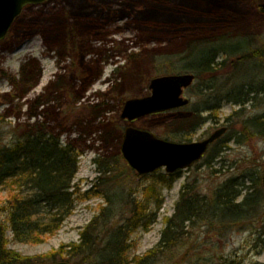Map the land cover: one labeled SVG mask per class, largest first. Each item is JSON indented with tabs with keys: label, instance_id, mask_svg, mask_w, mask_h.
Returning a JSON list of instances; mask_svg holds the SVG:
<instances>
[{
	"label": "rangeland",
	"instance_id": "374dc122",
	"mask_svg": "<svg viewBox=\"0 0 264 264\" xmlns=\"http://www.w3.org/2000/svg\"><path fill=\"white\" fill-rule=\"evenodd\" d=\"M210 42L249 53L259 50L261 57L237 64L240 53H219L214 62H223V67L213 74L218 79L213 81L210 74L195 77L183 92L189 100L186 108L132 122L121 118L127 101L150 96L152 79L194 75L185 66L196 63L200 47ZM19 75L24 78L17 81ZM212 81L226 83L227 88L233 81L253 87L264 82V0H49L24 8L0 42V139L9 143L36 124L61 144H69L79 154L72 183L77 194L72 214L57 232L40 242L22 243L7 230V248L23 257L49 256L76 244L82 229L108 205L107 198L113 202L112 222L121 223L127 217L123 202L128 197L142 199L145 188L154 184L162 198L156 220L146 230L138 227L130 234L129 259L142 257L157 245L164 219L173 214L185 183L210 195L228 178L248 171L260 177L264 139L244 138L241 131L242 122L264 113L260 96L242 109L223 101L212 113L200 114L209 119L202 125L197 120L188 134L190 142L205 139L221 126L228 128L231 141L210 167L204 165L209 152L193 167L179 171L170 188L155 184L158 175H166L163 169L141 177L123 159L120 145L126 128L174 140L170 131L178 129L170 124L205 108L202 99L208 93L203 85ZM94 160L110 161L113 178L103 179ZM9 196L10 191L0 187V222L6 225ZM187 236L183 251L193 260L205 256L220 259V264H264V200L259 214L245 224L219 233L200 225ZM178 262L184 263L180 255Z\"/></svg>",
	"mask_w": 264,
	"mask_h": 264
},
{
	"label": "trees",
	"instance_id": "16d2710c",
	"mask_svg": "<svg viewBox=\"0 0 264 264\" xmlns=\"http://www.w3.org/2000/svg\"><path fill=\"white\" fill-rule=\"evenodd\" d=\"M224 44L210 42L202 45L206 48L200 47L197 62L185 66L186 70H193L196 78L210 74V79L215 81L218 78L213 74L223 67V62H214L219 53H240L237 64L251 57H261L262 51L249 53L237 46L225 47ZM197 46H201V43L194 45L192 51ZM23 78L24 76L20 78L19 75L17 81ZM215 82L203 85L204 93H208L203 95V110H191L188 120H178L170 124L178 129L170 131L175 140L172 141L189 143L188 134L195 129L197 120L198 125H202L209 119L202 118L200 114L203 111L212 113L220 108L223 101L240 109L258 100L259 96V100L264 101V82H256L257 87H253L249 83L233 81L228 88L226 83L217 85ZM187 125H191V128L180 133L179 129L186 128ZM241 129L244 138L249 136L264 139V113L246 119L242 122ZM230 138L224 134L210 146L207 153L210 152L211 155L204 162L205 166L210 167L220 156L231 141ZM78 155L69 144H61L58 137L45 132L43 127L36 124L22 136L13 137L9 143H3L0 139V187L8 189L11 195L4 210L7 214V225L0 222V264H47L60 261L70 264H159L163 260L169 264H179V255L184 259L183 264H220V259L205 260V256H201L193 260L185 254L183 249L186 247L189 231L202 225L219 233L245 224L259 214L264 200L260 177L253 171L245 172L240 178H228L210 195L201 194L197 186L185 183L180 190L173 214L164 219V228L157 245L144 256L129 259L127 254L131 249V232L138 227L146 230L156 220L162 207V198L156 191V186L151 184L145 188L142 199L128 197L123 202L121 208L127 210V217L121 223L112 222L113 202L107 198L108 205L82 229L76 244L63 246L45 257H23L9 250L6 244L7 230L11 231L18 242L36 243L57 232L72 214L77 194L72 183L77 173ZM94 162L101 166L99 171L106 177L103 179L106 180L107 175L109 179L113 178V172L108 168L110 161L103 160L102 164L97 160ZM178 173L158 175L155 184L170 188Z\"/></svg>",
	"mask_w": 264,
	"mask_h": 264
},
{
	"label": "water",
	"instance_id": "95a60500",
	"mask_svg": "<svg viewBox=\"0 0 264 264\" xmlns=\"http://www.w3.org/2000/svg\"><path fill=\"white\" fill-rule=\"evenodd\" d=\"M48 0H0V42L8 34L13 22L27 6L41 5ZM194 80L191 74L161 76L150 81L151 95L125 103L121 118L134 121L151 114L162 113L188 105V99L182 97V91ZM226 128L215 130L208 138L191 143H175L158 139L147 131L132 127L125 129L120 145L122 157L128 166L138 175L146 176L158 169L167 174L186 170L197 163L210 144L219 139ZM264 188V168L260 178ZM48 264H70L53 262Z\"/></svg>",
	"mask_w": 264,
	"mask_h": 264
},
{
	"label": "flooded vegetation",
	"instance_id": "af4514ba",
	"mask_svg": "<svg viewBox=\"0 0 264 264\" xmlns=\"http://www.w3.org/2000/svg\"><path fill=\"white\" fill-rule=\"evenodd\" d=\"M174 111V110H173ZM178 111V110H177Z\"/></svg>",
	"mask_w": 264,
	"mask_h": 264
}]
</instances>
